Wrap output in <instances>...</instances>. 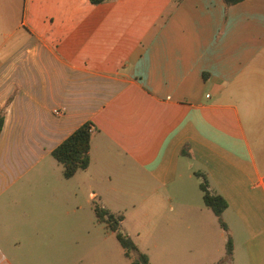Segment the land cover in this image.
Masks as SVG:
<instances>
[{"label": "crops", "instance_id": "obj_1", "mask_svg": "<svg viewBox=\"0 0 264 264\" xmlns=\"http://www.w3.org/2000/svg\"><path fill=\"white\" fill-rule=\"evenodd\" d=\"M0 113V264L56 258L86 207L121 226V187L186 211L197 172L233 264H264V0H0ZM85 123L89 164L65 178L51 152ZM196 209L151 221L166 259L223 236Z\"/></svg>", "mask_w": 264, "mask_h": 264}, {"label": "rangeland", "instance_id": "obj_2", "mask_svg": "<svg viewBox=\"0 0 264 264\" xmlns=\"http://www.w3.org/2000/svg\"><path fill=\"white\" fill-rule=\"evenodd\" d=\"M198 181L201 179L191 178L188 181V188L185 193L177 194L176 197L182 201H186L188 209L186 211L180 210L175 201L168 197L166 201L158 200L149 202V196L147 194H139L131 192V186L119 188L121 192H106L104 198L110 204H120L124 211L125 221L121 225V231L127 234L132 241L136 244L137 248L145 253L150 261V264H191L194 259H203L208 253L213 254L216 247H219V254H216L217 258L222 260L225 256V247L228 236L230 235L225 231L221 238H216L211 244L212 250L209 252L206 244H188L192 251V256L181 251L177 246V252L175 256H171L166 259L164 256V244L163 242L151 241L147 236V231L154 219H163L164 217L174 218L178 214L186 213L189 218L202 217L199 211L196 209V205L203 208L204 215L208 219H211L216 228H220L219 232H222V228L216 222L214 215L207 209L201 201V192L198 189ZM151 198V196H150ZM159 199L161 197L159 196ZM227 215H224L223 222L229 221ZM147 220L141 223L140 220ZM138 227V228H137ZM139 229V231H138ZM156 247H154V244ZM64 247V248H63ZM179 252L181 253L178 257ZM242 249L238 244L235 251V261L243 262L240 259ZM220 255V256H219ZM216 260V261H217ZM28 264H129V260L123 256L122 249L115 240L114 234L105 229L103 224H99L93 214V210H89L86 207L81 213H77L76 226L74 238L69 244H61L60 252L56 258L41 259V260H27ZM230 264H233L232 256ZM244 264V262L242 263Z\"/></svg>", "mask_w": 264, "mask_h": 264}, {"label": "trees", "instance_id": "obj_3", "mask_svg": "<svg viewBox=\"0 0 264 264\" xmlns=\"http://www.w3.org/2000/svg\"><path fill=\"white\" fill-rule=\"evenodd\" d=\"M92 4H98L105 0H89ZM225 7H229L243 0H222ZM3 124V116L0 113V131ZM91 125L82 124L66 139H64L52 152L51 156L62 166L63 176L71 177L76 171L85 169L89 164V144L91 137ZM201 179L199 188L202 192L204 205L209 208L217 219L219 226L227 231L226 224L222 220V213L227 204L222 196L208 189V182L203 173H195ZM96 220L114 233L115 240L122 248L125 258L129 264H150L147 256L139 251L131 238L121 231L120 223L122 215H115L98 205L93 207ZM232 256V240L228 236L225 247V256L216 264H230Z\"/></svg>", "mask_w": 264, "mask_h": 264}, {"label": "built area", "instance_id": "obj_4", "mask_svg": "<svg viewBox=\"0 0 264 264\" xmlns=\"http://www.w3.org/2000/svg\"><path fill=\"white\" fill-rule=\"evenodd\" d=\"M56 113V112H55Z\"/></svg>", "mask_w": 264, "mask_h": 264}]
</instances>
